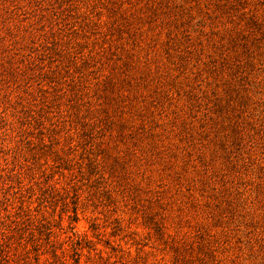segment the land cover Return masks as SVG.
Returning a JSON list of instances; mask_svg holds the SVG:
<instances>
[{
    "label": "rangeland",
    "instance_id": "374dc122",
    "mask_svg": "<svg viewBox=\"0 0 264 264\" xmlns=\"http://www.w3.org/2000/svg\"><path fill=\"white\" fill-rule=\"evenodd\" d=\"M0 264H264V0H0Z\"/></svg>",
    "mask_w": 264,
    "mask_h": 264
}]
</instances>
